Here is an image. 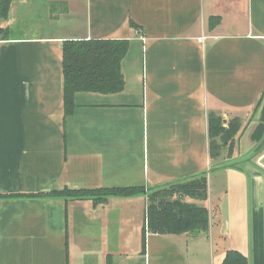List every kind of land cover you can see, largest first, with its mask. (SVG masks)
<instances>
[{
  "label": "crops",
  "instance_id": "0c3cea01",
  "mask_svg": "<svg viewBox=\"0 0 264 264\" xmlns=\"http://www.w3.org/2000/svg\"><path fill=\"white\" fill-rule=\"evenodd\" d=\"M243 5V20L230 14L209 31L206 0L12 3L0 26V194L148 191L206 173L207 199L187 200L209 209L210 226L146 228L143 252L147 193L99 205L0 197V264H222L228 250L264 264V0ZM66 39L129 40L124 89L77 92L66 115ZM210 112L245 123L231 161L211 156Z\"/></svg>",
  "mask_w": 264,
  "mask_h": 264
},
{
  "label": "trees",
  "instance_id": "16d2710c",
  "mask_svg": "<svg viewBox=\"0 0 264 264\" xmlns=\"http://www.w3.org/2000/svg\"><path fill=\"white\" fill-rule=\"evenodd\" d=\"M10 0H3L0 5V16L8 17ZM210 18L209 24L212 25ZM133 26H136L132 22ZM2 30H0L1 32ZM7 38V35L0 39ZM129 49L127 39H66L63 42V73H64V100L65 113L73 112L74 96L77 92L116 93L125 87V79L122 73L121 63ZM223 119L218 113L209 114L210 151L213 157L211 137L224 134L226 139L235 137L242 122L241 118H235L225 129L221 126ZM239 125V126H238ZM186 181V182H185ZM181 182H172L166 185L180 189L184 195L196 199H207L208 181L206 173L190 177ZM165 185L156 186L153 188ZM165 192L152 193L147 208V226L152 233L157 234H181L187 232L208 231L210 226L209 209L194 203H180L165 199ZM101 193L104 195L132 196L146 193L144 187H117L113 189H78L64 188L40 193H4L0 197H40L50 196L59 198H89ZM142 250L145 251L146 228L142 230ZM68 247V242H67ZM222 264H248L246 258L235 250L226 252Z\"/></svg>",
  "mask_w": 264,
  "mask_h": 264
},
{
  "label": "rangeland",
  "instance_id": "374dc122",
  "mask_svg": "<svg viewBox=\"0 0 264 264\" xmlns=\"http://www.w3.org/2000/svg\"><path fill=\"white\" fill-rule=\"evenodd\" d=\"M15 1H17V0H10L9 11L12 7V3ZM206 2L213 9L212 10L213 14H211L209 16V19H208V25H209L208 30L209 31H216L215 28L219 27V25L222 24L223 17H227V15L232 14V15H237L238 18H241L243 20L244 13L246 12V9H245L246 5H243L245 3V0H206ZM229 4H234V5H229ZM58 6L61 10L62 9L64 11L66 10V8H65L66 5H58ZM21 7L25 10V5H23ZM73 7H74V5H73ZM77 7H81V5H77ZM8 15H9V13H8ZM7 18H5L2 15L0 16V26H1V23L4 20H6ZM210 18H212L211 19L212 25L209 24ZM69 21L70 20H67L66 22H69ZM235 25H232L230 27L225 26V29H228V31H230V29L236 28ZM0 30H2L0 32V37H3L4 35H7V36L9 35L8 29L0 28ZM218 115L223 119V121L221 122V126H223L225 129H227L229 127V124L231 122H233L231 120H233L234 118L236 120V118H237V117H231L229 120H225L223 118L222 114H218ZM239 124H240V126L239 125L238 126L240 127V130H239L238 134L235 137H231L229 140L226 139V137L224 136V134H222V132L219 135H215V136L211 137V144L213 146V151H212L213 159L216 163H221L223 161H231L232 158H235L237 156V154H238L237 140H238L239 135L241 134L242 130L245 127V123L239 122ZM243 145H244V143H243ZM242 156L246 157L245 154H243ZM252 159H254V163H255L256 157H254ZM242 164H244V163H242ZM178 182H181V181H178ZM109 189H113V188H109ZM162 191H166L165 196H164V198L166 197L165 199L174 200V201L180 202V203H182V202L183 203H192V202H189V200H187V198L190 196L184 195L185 193L180 191V189H178L176 187H170L169 185H165V186H161V187H157V188H149L148 191H146L148 205L151 202L149 199L150 195L152 193H158V195H160L162 193ZM110 196H115V195H104V194L98 193L95 196L89 197V200L93 201L94 205H99V204L106 203L107 198ZM69 198H74V197H69ZM194 204L198 205V203H194ZM145 228H148L147 222L145 224ZM79 236H82V235H79ZM141 241H142V235H141ZM69 246H70V239L68 238V247ZM99 246H101V244H99ZM89 255H90L91 259H93V258L98 259L101 256V253L95 252L94 256L91 253ZM109 257H111V256H108L107 264H109V259H110ZM79 258L82 260L84 257L82 254H80Z\"/></svg>",
  "mask_w": 264,
  "mask_h": 264
},
{
  "label": "built area",
  "instance_id": "2783aa9c",
  "mask_svg": "<svg viewBox=\"0 0 264 264\" xmlns=\"http://www.w3.org/2000/svg\"><path fill=\"white\" fill-rule=\"evenodd\" d=\"M136 31H137L138 33L141 32L138 28H136ZM142 39H143V40L145 39L144 36H142ZM260 160H261V158H259V159L257 160L259 164H261ZM261 165H262V164H261Z\"/></svg>",
  "mask_w": 264,
  "mask_h": 264
},
{
  "label": "water",
  "instance_id": "95a60500",
  "mask_svg": "<svg viewBox=\"0 0 264 264\" xmlns=\"http://www.w3.org/2000/svg\"><path fill=\"white\" fill-rule=\"evenodd\" d=\"M3 0H0V5H1V2H2Z\"/></svg>",
  "mask_w": 264,
  "mask_h": 264
},
{
  "label": "flooded vegetation",
  "instance_id": "af4514ba",
  "mask_svg": "<svg viewBox=\"0 0 264 264\" xmlns=\"http://www.w3.org/2000/svg\"><path fill=\"white\" fill-rule=\"evenodd\" d=\"M2 3V2H1Z\"/></svg>",
  "mask_w": 264,
  "mask_h": 264
}]
</instances>
